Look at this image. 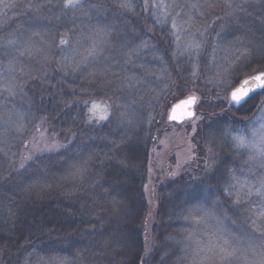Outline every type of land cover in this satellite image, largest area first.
Wrapping results in <instances>:
<instances>
[{"label": "trees", "instance_id": "obj_1", "mask_svg": "<svg viewBox=\"0 0 264 264\" xmlns=\"http://www.w3.org/2000/svg\"><path fill=\"white\" fill-rule=\"evenodd\" d=\"M65 3L0 0V264H264V90L225 101L264 74V0ZM198 96L197 159L159 188L146 253L149 153Z\"/></svg>", "mask_w": 264, "mask_h": 264}, {"label": "rangeland", "instance_id": "obj_2", "mask_svg": "<svg viewBox=\"0 0 264 264\" xmlns=\"http://www.w3.org/2000/svg\"><path fill=\"white\" fill-rule=\"evenodd\" d=\"M252 82H254L253 79L249 81V83ZM232 91L228 92L225 97V101L229 106L232 105ZM200 103L201 99L199 97L195 106L196 110H198ZM95 105H99L100 110L93 111L92 107V118H100L101 114L105 115L106 118L109 117L110 112L105 104ZM169 114L170 113H168L166 125L163 130H160L161 134L159 142L152 147V150L149 153V163L146 169L148 177L144 192L149 208L145 234L146 253L150 252L153 243L152 229L156 220L158 190L165 183L177 178L180 173H182L194 162L195 159H197V143L199 142H197L196 139L200 134V126L205 120H207V122L209 120V117H206L198 112L193 119L177 124L170 122ZM260 124V135L258 134L256 141L254 140L251 142L250 148L252 151L262 156L264 154V115L260 120ZM123 137L127 138L128 135L125 134ZM32 149H34V151H43L49 149L53 150L54 148H52V143H49L47 137L41 136L33 140ZM256 153L254 154L256 155ZM126 157L127 155L121 160L125 161Z\"/></svg>", "mask_w": 264, "mask_h": 264}, {"label": "snow or ice", "instance_id": "obj_3", "mask_svg": "<svg viewBox=\"0 0 264 264\" xmlns=\"http://www.w3.org/2000/svg\"><path fill=\"white\" fill-rule=\"evenodd\" d=\"M78 3V0H66L65 6L66 7H75ZM61 43H65V41H61ZM254 80L257 82L253 87L249 88V87H241L238 89H235L231 96H232V100L235 101L236 103H240L241 100H243L244 98H246L252 91H255L257 88L259 89H264V74H260V75H256L254 77ZM248 81L245 80L243 82L244 85H248ZM195 103V98H189L188 100L184 101L181 105H177L176 108L173 109V114H172V119H177V110H184L187 109L188 107H190L191 105H193ZM99 105H93V111H99ZM183 115H191L190 112L187 111H183ZM105 115L101 114L100 115V119H105ZM242 143V141H241ZM219 251L221 253H223V258L227 259L228 257L232 256L234 254V251H230L227 247L225 246H220L219 247Z\"/></svg>", "mask_w": 264, "mask_h": 264}, {"label": "water", "instance_id": "obj_4", "mask_svg": "<svg viewBox=\"0 0 264 264\" xmlns=\"http://www.w3.org/2000/svg\"><path fill=\"white\" fill-rule=\"evenodd\" d=\"M249 82V81H248ZM256 82V81H255ZM257 83V82H256ZM241 87H249V88H251V87H253V86H249V83H248V85H242ZM241 87H239V88H241ZM238 89V88H237ZM262 90H264V89H259V88H257L255 91H252L246 98H244L243 100H241V102L240 103H236L235 101H233L232 100V96H231V102H232V105H233V107L234 108H236V109H238V108H240L241 106H243L253 95H255V94H257V93H260ZM232 94V93H231ZM190 98H192V97H190ZM195 98V103L193 104V105H191L190 107H188L187 109H184V110H177V119H172L171 117H172V114H173V109L174 108H176V106L177 105H181L184 101H186V100H188V99H185V100H182V101H180V102H178L177 104H175L173 107H172V109H171V111H170V115H169V120H170V122H174V123H177V124H181V123H183V122H185V121H187V120H191V119H193L195 116H196V111H195V106H196V104H197V98L196 97H194ZM183 111H187V112H190L191 113V115H183Z\"/></svg>", "mask_w": 264, "mask_h": 264}]
</instances>
